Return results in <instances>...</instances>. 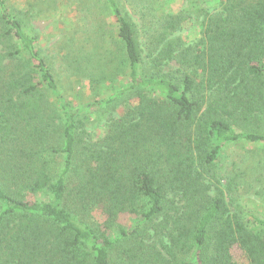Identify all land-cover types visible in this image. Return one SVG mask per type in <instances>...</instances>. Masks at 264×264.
Segmentation results:
<instances>
[{"label": "trees", "instance_id": "obj_1", "mask_svg": "<svg viewBox=\"0 0 264 264\" xmlns=\"http://www.w3.org/2000/svg\"><path fill=\"white\" fill-rule=\"evenodd\" d=\"M104 2L113 24L67 55L112 90L77 107L0 0V264H264V218L210 194L226 144L264 145V0L136 2V20ZM120 98L127 111L84 140L83 113Z\"/></svg>", "mask_w": 264, "mask_h": 264}, {"label": "rangeland", "instance_id": "obj_2", "mask_svg": "<svg viewBox=\"0 0 264 264\" xmlns=\"http://www.w3.org/2000/svg\"><path fill=\"white\" fill-rule=\"evenodd\" d=\"M11 11L23 21L25 30L37 34V48L53 69L61 93L79 107L83 103L109 96L112 84H104L103 91L94 92L88 77V67L78 64L68 56V47L80 46L84 36L97 34L99 20L113 24V19L104 0H5ZM134 20L140 15L133 14L129 6L136 2L141 6L163 3L165 12L177 11L185 0H121ZM214 4L209 2L211 8ZM193 22V21H192ZM191 21L185 24L180 33L185 42H194L198 32ZM92 65H89L91 67ZM108 85V86H107ZM116 86V85H115ZM100 92H102V95ZM115 101L85 111L84 140L101 136L112 118L127 111L133 101ZM60 168V167H59ZM214 176L210 179V194L217 189L223 191L224 200L230 212L247 219L254 214L264 218V145L247 142L226 144L214 164ZM147 244L156 243L158 236L153 226L149 227ZM122 254V253H121ZM120 260L122 255L119 256ZM117 259V257H115ZM118 260V259H117Z\"/></svg>", "mask_w": 264, "mask_h": 264}]
</instances>
